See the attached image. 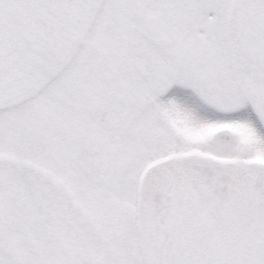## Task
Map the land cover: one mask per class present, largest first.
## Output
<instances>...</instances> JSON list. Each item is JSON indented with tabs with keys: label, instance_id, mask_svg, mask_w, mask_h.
Segmentation results:
<instances>
[{
	"label": "snow or ice",
	"instance_id": "6c2138e0",
	"mask_svg": "<svg viewBox=\"0 0 264 264\" xmlns=\"http://www.w3.org/2000/svg\"><path fill=\"white\" fill-rule=\"evenodd\" d=\"M0 264H264V0H0Z\"/></svg>",
	"mask_w": 264,
	"mask_h": 264
}]
</instances>
